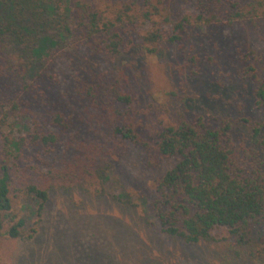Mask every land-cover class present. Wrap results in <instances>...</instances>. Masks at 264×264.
<instances>
[{"label":"rangeland","instance_id":"374dc122","mask_svg":"<svg viewBox=\"0 0 264 264\" xmlns=\"http://www.w3.org/2000/svg\"><path fill=\"white\" fill-rule=\"evenodd\" d=\"M261 2L264 5V0ZM193 7L191 2L180 9L194 14ZM261 12L255 26L250 21L230 27L192 25L183 48L197 54L196 74L177 45L158 43L152 48L138 36L132 48L115 57L95 54L77 44L73 47L77 50L51 55L70 37L65 39L59 32V43L54 30L45 38L31 36L28 44L33 43L32 52L25 51L19 62L39 59L31 62L34 68H29V74L45 65L41 83L57 100L65 102V109L72 114L74 134L63 133L62 144L70 142L69 149L75 150L76 143L84 141L86 150L107 168H100L99 183L50 188L40 214L36 202L22 195L15 198L14 211L18 217H25L22 229L32 236L12 238L6 233L7 222H3L0 264H263L264 226L253 229L248 247L243 248L233 247L222 228L213 231L215 242L186 243L161 232L148 206L156 197V178L176 159L112 133L115 125H130L142 141L153 143L165 126L200 116L213 127L228 120L235 146L250 147L254 140L251 127L264 122V114L253 106L252 83L237 75L236 69L264 62V8ZM149 28L145 24L137 33ZM18 50L22 52L21 46ZM244 52L246 62L241 60ZM88 84L94 86L92 99L76 92ZM12 86L11 81L2 82L0 77V99L16 94L18 88ZM113 86L128 94L131 101L117 100ZM25 100L27 110L17 124L20 132L32 131L38 123L47 128L45 107L31 95ZM260 149L264 147L257 151L262 159ZM16 151L23 153L21 173L26 165L37 162L33 149ZM49 160L44 165L39 163L41 169H46ZM18 175L16 180L22 177Z\"/></svg>","mask_w":264,"mask_h":264},{"label":"trees","instance_id":"16d2710c","mask_svg":"<svg viewBox=\"0 0 264 264\" xmlns=\"http://www.w3.org/2000/svg\"><path fill=\"white\" fill-rule=\"evenodd\" d=\"M224 1L229 7L222 0H101L98 4L85 0H0V77L2 82L11 81L12 88H18L16 94L0 99V229L6 221L10 237L30 238L31 233L25 235L22 229L25 217H18L14 211L15 198L22 195L36 202L40 214L50 188L99 183L100 168H107L86 150L84 141L76 143L75 150L69 149L70 142L62 144L63 133L74 134L72 114L65 109V102L57 100L41 83L45 65L29 74V68H34L31 62L39 59L19 62L25 51L32 52L30 37L40 34L45 38L52 30L59 43V32L65 39L70 37L51 55L77 50L73 48L77 44L95 54L115 57L132 48L138 36L152 48L158 43L177 45L196 74L199 58L183 48L192 25L230 27L250 21L255 26L264 8L261 0ZM191 2L195 13L181 12L180 6ZM145 24L150 28L137 33V28ZM7 45L12 47L8 49ZM246 54L243 62L247 61ZM236 71L252 83L253 106L264 114V62L247 63ZM76 92L92 99L94 86L88 84ZM112 93L123 103L131 101L116 86ZM30 95L45 107L47 128L38 123L32 131L21 133L17 124L27 110L25 99ZM263 126L264 122L252 125L254 140L250 147L235 146L228 120L213 127L200 116L165 126L153 143L142 141L130 125H115L112 133L176 159L156 178V197L148 206L161 232L186 243L215 242L213 231L222 228L233 247L243 248L248 247L253 229L264 226V156L261 159L257 155L258 148L264 147ZM17 148L33 149L37 160L26 165L22 173L19 163L23 153ZM260 150L264 155V149ZM48 158V166L41 169L39 163L46 164ZM18 174L22 177L16 180Z\"/></svg>","mask_w":264,"mask_h":264}]
</instances>
